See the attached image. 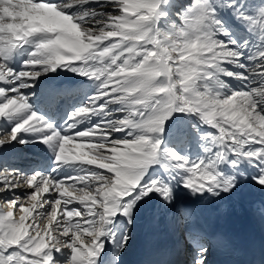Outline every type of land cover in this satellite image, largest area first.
<instances>
[{
    "label": "snow or ice",
    "instance_id": "snow-or-ice-1",
    "mask_svg": "<svg viewBox=\"0 0 264 264\" xmlns=\"http://www.w3.org/2000/svg\"><path fill=\"white\" fill-rule=\"evenodd\" d=\"M60 73L57 123L33 97ZM29 144L52 167L0 155V264H123L138 228L142 264L232 252L224 202L264 194V0H0V150Z\"/></svg>",
    "mask_w": 264,
    "mask_h": 264
},
{
    "label": "bare ground",
    "instance_id": "bare-ground-1",
    "mask_svg": "<svg viewBox=\"0 0 264 264\" xmlns=\"http://www.w3.org/2000/svg\"><path fill=\"white\" fill-rule=\"evenodd\" d=\"M43 79L45 83L38 87V93H40V90L45 87H63L65 85L78 84L79 82V78L73 76L70 73L50 74L48 77H45ZM36 97H33V100ZM37 105H39V103H37ZM42 113L47 114V112ZM55 120L57 121V123H59L58 118H55ZM23 152H30V156H37V159L33 160L34 163L29 164L27 162L28 159H26L25 154L22 155ZM0 155L4 157L8 166L19 169V167L17 166L21 165V167H24L23 171L25 172H30V170L32 169L41 167L43 165L42 160H46L47 157H51L48 153V150L44 148L43 145L38 144L8 146L6 149L0 150ZM193 158H195V154H193ZM188 202L196 203V201ZM224 203L227 206V210L217 220L221 225H223L230 237L237 238L239 236L247 234V231L251 230L250 224L253 223H256L264 231V218L257 217L256 215H254L252 210L253 205H255L256 203L264 204V194H261L252 188H246L242 195L234 197L233 199L225 201ZM212 208L217 211L218 205L209 206L208 209L211 211V213H214ZM235 223L241 225L244 231L241 232L239 230H233L232 226Z\"/></svg>",
    "mask_w": 264,
    "mask_h": 264
}]
</instances>
